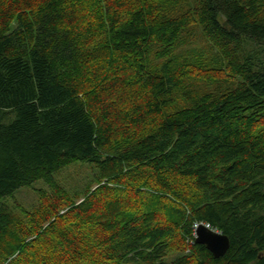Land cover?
<instances>
[{"label": "trees", "instance_id": "1", "mask_svg": "<svg viewBox=\"0 0 264 264\" xmlns=\"http://www.w3.org/2000/svg\"><path fill=\"white\" fill-rule=\"evenodd\" d=\"M187 1L0 0V264H264V0ZM194 26L211 52L176 57ZM213 50L238 83L176 106L191 76L223 83ZM76 163L94 172L69 193ZM36 182L62 208L23 222L1 200Z\"/></svg>", "mask_w": 264, "mask_h": 264}, {"label": "rangeland", "instance_id": "2", "mask_svg": "<svg viewBox=\"0 0 264 264\" xmlns=\"http://www.w3.org/2000/svg\"><path fill=\"white\" fill-rule=\"evenodd\" d=\"M193 8L194 6L192 1L190 2L187 0H168V2L162 8V11L165 14H168L169 16H181L183 13L192 10ZM261 8L264 9V6H261ZM194 27L195 28L192 31L191 28H188L184 34V37H187L188 43H192V45L188 48H181L177 52L176 57H183L186 59L187 55L184 52V49L189 48L193 49L189 50H191V53L194 55H199L201 49H207L208 52H211L208 49V42L201 35L202 33L200 31V27ZM215 54L216 51L213 50V54L209 53L203 56L204 58L202 57L200 60H204L205 62H207L211 58L214 59L212 67H210L212 70H215L213 68L216 67V63L220 62L219 68H221L222 71L221 79L223 83L220 85V87H218V85H216V87L214 88L208 86L205 87L201 83L198 84L195 81L196 78L194 76H191L185 81V83L180 87L181 89L176 94V106L187 104L186 97L188 96L191 98H195L199 96V93L203 94L205 92H210L213 95H217L225 92V90L228 91L233 89L238 83V80L231 78L230 74H227L225 67L222 64L221 57L217 56L215 58ZM257 131L260 133L261 131L264 132V124L259 123L258 128L256 129V132ZM93 172L94 168L81 165L80 163H76L60 171L55 176V181L56 184H58L63 190L68 191L69 193H76L79 191V189L81 190V188L84 187V185L90 179V173L92 175ZM91 185H93L91 190L96 187L94 182ZM82 199L83 197H78L77 199H75L76 204L81 202ZM1 202L4 203L9 210H12L13 214H15L16 217H21L23 222H25V218H27V216L31 214L33 209H38L41 206L42 202H45V204L48 205L55 203V207L57 209L62 208L60 205H58L60 204V200L55 197L54 193L43 182H36L28 188H21L13 195L12 198H5L1 200ZM60 212L62 213V211ZM46 225L47 223H44L42 226L45 227ZM215 232L218 233V231L216 230Z\"/></svg>", "mask_w": 264, "mask_h": 264}, {"label": "water", "instance_id": "3", "mask_svg": "<svg viewBox=\"0 0 264 264\" xmlns=\"http://www.w3.org/2000/svg\"><path fill=\"white\" fill-rule=\"evenodd\" d=\"M195 243L203 245L214 258L222 257L229 247V240L226 236L203 224H199L195 230Z\"/></svg>", "mask_w": 264, "mask_h": 264}, {"label": "built area", "instance_id": "4", "mask_svg": "<svg viewBox=\"0 0 264 264\" xmlns=\"http://www.w3.org/2000/svg\"><path fill=\"white\" fill-rule=\"evenodd\" d=\"M207 228H209V225H205ZM198 227V225H194V236H195V230H196V228Z\"/></svg>", "mask_w": 264, "mask_h": 264}, {"label": "clouds", "instance_id": "5", "mask_svg": "<svg viewBox=\"0 0 264 264\" xmlns=\"http://www.w3.org/2000/svg\"><path fill=\"white\" fill-rule=\"evenodd\" d=\"M203 225H205V224H203ZM210 229V228H209Z\"/></svg>", "mask_w": 264, "mask_h": 264}, {"label": "bare ground", "instance_id": "6", "mask_svg": "<svg viewBox=\"0 0 264 264\" xmlns=\"http://www.w3.org/2000/svg\"><path fill=\"white\" fill-rule=\"evenodd\" d=\"M138 76V75H137ZM137 79V78H136Z\"/></svg>", "mask_w": 264, "mask_h": 264}]
</instances>
